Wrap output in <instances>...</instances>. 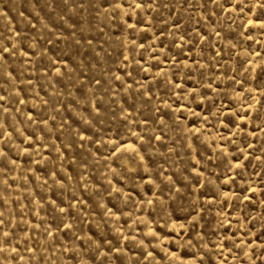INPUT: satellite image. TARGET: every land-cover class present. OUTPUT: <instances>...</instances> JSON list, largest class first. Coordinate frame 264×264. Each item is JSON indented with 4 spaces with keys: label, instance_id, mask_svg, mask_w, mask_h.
Masks as SVG:
<instances>
[{
    "label": "rangeland",
    "instance_id": "1",
    "mask_svg": "<svg viewBox=\"0 0 264 264\" xmlns=\"http://www.w3.org/2000/svg\"><path fill=\"white\" fill-rule=\"evenodd\" d=\"M0 264H264V0H0Z\"/></svg>",
    "mask_w": 264,
    "mask_h": 264
}]
</instances>
